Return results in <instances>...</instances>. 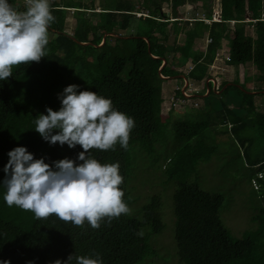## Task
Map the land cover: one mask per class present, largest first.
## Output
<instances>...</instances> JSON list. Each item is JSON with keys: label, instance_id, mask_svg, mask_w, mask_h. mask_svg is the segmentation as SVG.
<instances>
[{"label": "trees", "instance_id": "16d2710c", "mask_svg": "<svg viewBox=\"0 0 264 264\" xmlns=\"http://www.w3.org/2000/svg\"><path fill=\"white\" fill-rule=\"evenodd\" d=\"M195 1L98 0L96 4L90 0L85 4L82 0H50L54 20L48 29L46 56L39 62L13 66V75L0 81V181L5 176L7 152L18 145L26 146L34 158L44 157L50 165L62 158L76 160L82 147L67 148V144L44 141L33 129V117L45 113L46 107L57 110V93L68 84H77V91L92 90L110 98L116 109L134 120L127 148L117 143L114 150H90L101 163H119L126 205L133 203L130 191L137 152L149 159L148 163L145 158V166L161 169L163 184H172L174 239L180 263L264 264V146L259 156L252 154L254 140L246 132L249 127L255 128L256 137L264 144V109L258 110L254 102L255 96H264V0H219V21L182 19L185 27H181L177 8ZM200 1L204 15L211 18L212 0ZM163 3L170 6L172 16L162 11ZM10 4L18 11L26 8V1L10 0ZM70 8L74 18L71 34L65 31ZM167 23L173 24L175 36L182 30V42L167 44ZM246 25L253 27L254 36L247 33ZM206 33L211 38L206 49L195 50L194 39ZM222 38L229 42L227 62H251L260 73V84L246 89L238 82H225L218 93L213 89L208 92L224 98L219 100L221 107L205 102L195 114L187 111L183 118L173 121L169 114L162 122L163 97L154 79L160 74L203 79ZM189 59L193 65L190 70H177ZM163 60L166 63L161 67ZM61 72L67 77L64 81L53 79ZM176 95L182 96L181 91ZM231 103L234 105L228 106ZM215 114L221 122H230V130L244 146L247 166L255 168L251 177L258 188L253 190L255 198H248L253 210L251 224L239 236L232 235L221 218L223 195L205 191L196 181H190L199 163L209 161L215 151L207 131L220 122L214 119ZM165 144H169L166 151L158 149ZM4 191L0 187V261L4 264H64L73 252L94 258L99 254L102 264H138L155 253L141 228L160 233L165 227L161 197L156 194L143 204L139 217L128 212L104 217L99 228H92L87 222L76 226L55 215L37 219L30 211L9 207L3 199Z\"/></svg>", "mask_w": 264, "mask_h": 264}, {"label": "clouds", "instance_id": "9594fccd", "mask_svg": "<svg viewBox=\"0 0 264 264\" xmlns=\"http://www.w3.org/2000/svg\"><path fill=\"white\" fill-rule=\"evenodd\" d=\"M53 20L50 0H26L23 11L14 9L10 0H0V81L13 75V66L39 62L46 56ZM78 88L68 84L57 93V110L46 107L45 113L33 117V129L49 144L80 145L83 151L76 160L62 158L50 165L18 145L7 152L0 187L5 189L3 199L9 207L30 211L37 219L55 215L76 226L87 222L99 228L104 217H119L129 209L122 199L119 163H101L90 150H114L117 143L127 148L134 120L116 109L110 98ZM73 259L75 264H102L99 254L94 258L74 252L64 264Z\"/></svg>", "mask_w": 264, "mask_h": 264}, {"label": "rangeland", "instance_id": "374dc122", "mask_svg": "<svg viewBox=\"0 0 264 264\" xmlns=\"http://www.w3.org/2000/svg\"><path fill=\"white\" fill-rule=\"evenodd\" d=\"M26 1V0H20ZM60 2L61 0H55ZM85 4L90 3V0H82ZM116 1V0H112ZM95 3H98V0H95ZM214 4V3H213ZM162 11L169 12L170 6L167 3L162 4ZM140 13H137L139 15ZM178 15V12H177ZM194 15V14H191ZM264 16V13L262 12ZM171 16V14L169 15ZM183 18L178 19V24L181 27H185L184 21H181ZM184 20V19H183ZM74 26V18L72 16V8L68 11L65 19V31L67 33L72 32ZM173 26L171 23H167V28L170 29ZM245 29L247 33H252L254 36L253 27L246 25ZM179 42L183 40V32L182 30L179 33ZM181 38V39H180ZM228 42V40H226ZM225 44V41H224ZM224 48L226 46L224 45ZM229 53V49L227 50ZM224 55V59H225ZM226 60V59H225ZM228 61V60H227ZM258 75L260 73L258 72ZM257 76V75H256ZM65 75L61 73H56L53 76V79L64 81L66 79ZM232 78H235L233 75ZM256 80L250 78L247 83H240L246 89H253L255 85H259V76L255 77ZM235 82H238L235 79ZM162 81H166V83L174 86L171 87V93L167 96L169 97L175 91V87L182 85L181 88L185 89L187 94L190 95V98L194 99L193 101H187L183 103L182 100H176L175 105H172L171 113L165 111L164 102L162 103V111L160 119L162 122L167 120L168 115L170 114L171 120H179L184 117L187 111L194 112V114L201 109L202 103L204 100L206 104L211 103L214 107H221V102L219 100H224V98H218V95L214 97V95H206L203 94H193V87L191 85L185 86L184 83L179 77L175 78H155L154 85L157 86ZM174 90V91H173ZM199 92V91H198ZM202 92V90L200 91ZM201 101H199L198 99ZM189 102V103H188ZM197 102V106H193L192 103ZM255 105L258 110L264 109V96H255L254 99ZM232 104H228V106L232 107ZM234 105V104H233ZM200 106V107H199ZM194 110V111H193ZM219 115V112L217 113ZM219 116H216L214 119L220 121L218 119ZM230 122H219V124H214L212 129H207L208 133L212 135V141L215 145V151L212 154L211 158L207 162H201L197 166L196 173L194 177L190 179L191 182H197L200 188L208 192H216L223 195V204L220 211L221 218L224 224L229 228L232 235L239 236L242 234L241 232L247 229L251 222L249 217L253 212L252 208L249 205V199H254V189L257 190L258 184L255 182L254 178L251 177L252 171L255 168H249L247 166V161L245 156L242 154L244 150V146L241 145L237 136L232 133L230 130ZM246 132L250 134L253 138V142L251 144L252 154L260 155V149L264 146L262 142L259 141L257 136V130L253 127L247 128ZM169 147V144L160 145L158 149L166 151V148ZM66 148V147H64ZM69 148V147H67ZM137 159V168L135 169V175L132 179V192L131 195V203L128 206V213L131 215L140 216V210L143 204L147 203L150 196L156 194L161 197L162 206H161V214L165 227L160 233H151L148 227H142L141 233L146 234L148 236V241L150 245L154 248L155 253L153 255H147L138 264H184L180 263L178 257L176 256V244L174 239V215H173V203H172V184H163L162 183V171L156 167L145 166L146 160L149 163V159L145 156L142 157L141 153L135 154ZM134 157V158H135ZM161 159L160 161H162ZM159 161V162H160ZM165 163V162H164ZM163 168V167H162ZM258 175L261 176L259 173ZM258 198V196H257ZM256 198V200H257ZM139 206V207H138ZM138 207V208H136Z\"/></svg>", "mask_w": 264, "mask_h": 264}, {"label": "crops", "instance_id": "0c3cea01", "mask_svg": "<svg viewBox=\"0 0 264 264\" xmlns=\"http://www.w3.org/2000/svg\"><path fill=\"white\" fill-rule=\"evenodd\" d=\"M211 7H212L211 8L212 11L217 10L218 12H220L219 0H212V6ZM177 12H178V15H177L178 18H183V19H187V20H194L195 18L199 19L201 17V15L205 14L206 11L202 7V2L200 0H196L195 2H187L184 5H180L177 8ZM262 12L264 13V10ZM247 13H248V11H246V14H245V21L249 20V18H247L248 17ZM170 14L171 13L169 11L168 15H170ZM191 14H194V15H191ZM261 16L264 17L262 15V13H261ZM230 22H234V20H230L229 23ZM249 34H252V33H249ZM178 36H179V34L177 36H175V34H173L171 28L170 29L167 28V44L169 46H172L175 41L179 40ZM208 37L209 36L207 33L203 37H196V39H194V42H193V48L195 50L204 51L206 49V45L209 43V42H207ZM183 40H184V35H183ZM226 40H227L226 38L221 39L220 46L218 47V49L215 53L216 57H214L213 62L208 66L203 79L195 80V79H191V78H185L184 74L179 75L183 79L182 84L184 83L185 86H188V83H190V85L193 87L194 90H193L192 95L196 96V94L201 93L204 96H206L210 89H213V90L215 89V84H217V83H220V85H221L225 82H234V81H236L235 79L238 80V83H247L250 80V78H252V81H253V79L256 80L255 77L259 76L258 71L256 70L255 66L251 62H247L246 64H229L227 62V60H225L223 58L224 55H228L227 50L229 49V42H226ZM224 41H225V44H224ZM224 45L226 46V48H224ZM168 56H170V58H171L172 52H169ZM190 64H192V62L189 59L182 67H179V68L177 67V70H179L181 72H187L186 71L187 66ZM233 75L235 76V78H232ZM210 77H212L211 79H214V82L209 81L210 82V84H209L207 79ZM163 78H175V77L164 76ZM157 87L161 91L164 105L167 106L169 103L167 96L172 92L171 87H174V86L166 83V81L165 82L162 81L160 84L157 85ZM180 87H182V85ZM223 87H225V85ZM253 89H254V87H253ZM201 90H202V92H200ZM218 92H219V90L216 91V93H218ZM251 92L257 93L256 90H252ZM190 100L193 101L194 99L190 98ZM198 100L201 101L200 99H198ZM201 103L204 104L205 101L202 100Z\"/></svg>", "mask_w": 264, "mask_h": 264}, {"label": "built area", "instance_id": "2783aa9c", "mask_svg": "<svg viewBox=\"0 0 264 264\" xmlns=\"http://www.w3.org/2000/svg\"><path fill=\"white\" fill-rule=\"evenodd\" d=\"M200 19L204 20V21L207 22V23H209V22H211V21H219V20H220V12H218L217 10H214V11H212V13H211V18L208 19V18H206L205 15H201ZM210 41H211V38L208 37L207 42H210ZM215 57H216V56H215ZM225 59H226V60H229V54L225 56ZM192 66H193L192 64L188 65L186 71L190 70V69L192 68ZM160 76H161V77H164V76L161 75V74H160ZM211 78H212V77L208 78L207 81H208V82H209V81H213V82H214V79H211ZM189 85H190V83H188V86H189ZM219 86H220V83L215 84V89H214L215 92L219 90ZM177 90H180V91H181L182 96H178V95H176V91H177ZM173 91H174V90H173ZM196 91H197V90H196ZM176 100H182L183 103H185V102H187V101H190V95L187 94V92L185 91V89H182L180 86H176V87H175V91H174L173 94L169 97V105H168L167 107H165V111H166V112H169V111L172 109L171 106H172V105H175ZM188 103H189V102H188ZM192 105H193V106H197L198 104H197V102H193ZM162 109H163V107H161V111H162Z\"/></svg>", "mask_w": 264, "mask_h": 264}, {"label": "water", "instance_id": "95a60500", "mask_svg": "<svg viewBox=\"0 0 264 264\" xmlns=\"http://www.w3.org/2000/svg\"><path fill=\"white\" fill-rule=\"evenodd\" d=\"M83 44H86V42H84ZM148 47H149V45H148ZM165 63H166V61L163 60V63H162V65H161V67H162Z\"/></svg>", "mask_w": 264, "mask_h": 264}]
</instances>
